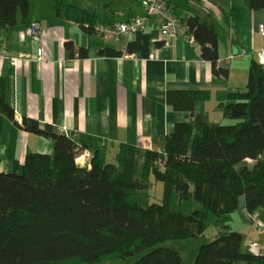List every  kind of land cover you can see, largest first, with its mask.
Listing matches in <instances>:
<instances>
[{
  "label": "trees",
  "instance_id": "1",
  "mask_svg": "<svg viewBox=\"0 0 264 264\" xmlns=\"http://www.w3.org/2000/svg\"><path fill=\"white\" fill-rule=\"evenodd\" d=\"M52 2L57 18L77 22L92 34L99 21L95 11L71 0ZM245 4L251 10L264 8V0ZM29 7L30 0H0V26L15 27L19 15L25 21ZM185 24L201 59L212 64L215 75L228 78V67H217L216 28L195 15ZM149 48L142 31L124 52L105 47L97 54L147 58ZM246 88L231 91L229 102L219 105L231 124L211 123L195 112V103L207 100L209 91L168 90V105L188 112L189 119L175 124L160 149L123 143L112 162L96 149L90 166L76 160L89 149L87 143L51 125L42 127L34 118L19 123L0 98V114L55 144L53 154L28 153L21 172L0 173V264H83L132 256H141L133 264H183L180 252L163 247L165 242L204 237L209 213L231 214L241 197L249 214L264 209V65L258 58L251 61ZM152 175L163 184V196L143 204ZM173 193L200 202L201 208L173 210ZM193 264H264V253L244 250L242 234L229 231L201 245Z\"/></svg>",
  "mask_w": 264,
  "mask_h": 264
},
{
  "label": "crops",
  "instance_id": "2",
  "mask_svg": "<svg viewBox=\"0 0 264 264\" xmlns=\"http://www.w3.org/2000/svg\"><path fill=\"white\" fill-rule=\"evenodd\" d=\"M75 1L97 13L95 26L144 15L145 0ZM170 6L185 30L193 15L216 28L218 65L228 67V78L214 74L196 42L161 36L160 17H151L144 30L150 39L149 57H102L99 49L124 52L133 38L105 40L95 33V26L88 34L77 22L57 18L52 0H30L25 21L19 15L15 27L0 26V98L13 108L19 123L30 117L42 127L48 124L56 132L75 134L88 150L102 149L108 158H114L123 143L160 149L175 124L189 119L188 112L168 105V90L209 91L207 100L195 103V112L211 123H228L219 105L229 102L231 91L246 88L251 61L264 49V8L251 10L245 0H171ZM32 22L41 24L40 42L26 32ZM67 43L73 44L72 50ZM82 51L87 55L81 56ZM54 145L52 139L27 132L0 114V173L21 172L28 153L53 154ZM251 216L264 221L258 210L247 212L241 197L239 208L223 216L226 220L215 235L237 230L244 250L256 242L264 253V232H258Z\"/></svg>",
  "mask_w": 264,
  "mask_h": 264
},
{
  "label": "built area",
  "instance_id": "3",
  "mask_svg": "<svg viewBox=\"0 0 264 264\" xmlns=\"http://www.w3.org/2000/svg\"><path fill=\"white\" fill-rule=\"evenodd\" d=\"M171 0H145L144 3V15L136 16L127 22H114L110 24H98L95 26V33L105 39L111 40L118 37H128L136 38L137 34L144 31L148 20L157 16L160 17L162 21L161 36H182L191 43H195L193 36H188L186 34L185 28L182 26L181 19L175 14L172 7L170 6ZM27 34L35 41L40 42L43 29L40 22H32L27 28ZM260 32L264 34V25L260 26ZM39 57L42 56V51H39ZM5 54L1 53V57ZM257 58L259 62L264 65V49L257 51ZM217 67H220L219 65ZM85 164L82 162L80 164L90 166V160L93 157L92 151L86 149L84 154H82ZM252 221L256 223V227L259 233L264 232V223L256 216H251ZM247 251L252 254L263 253V248L256 242H251L248 245Z\"/></svg>",
  "mask_w": 264,
  "mask_h": 264
},
{
  "label": "rangeland",
  "instance_id": "4",
  "mask_svg": "<svg viewBox=\"0 0 264 264\" xmlns=\"http://www.w3.org/2000/svg\"><path fill=\"white\" fill-rule=\"evenodd\" d=\"M71 2L77 3L75 0H71ZM228 121H229L228 123H224V124L234 123V122H230V120ZM82 154H84V151L80 155L82 156ZM104 154L105 156L103 155L102 157L105 162L115 160V157L113 158V154H112V158L111 157L108 158L105 152ZM80 162L85 164L84 158H82ZM150 181L152 182V186L149 188V190L145 191L146 196L142 197L143 204L160 201V199L163 196V184L158 181H155L153 178V175L150 177ZM138 198L139 196H135V199H138ZM171 208L175 211L189 213L195 209L201 208V203L194 201V200H190V199H186V200L181 199L179 194L173 193L172 198H171ZM258 212L262 216L261 219L264 220V211H258ZM238 215L242 217L241 214L238 213ZM218 218H221V217H217L213 215L212 213H209V216L206 220V231H205L204 237L193 238V239H188V240H169L165 242L162 246L178 250L182 256L183 264H193L199 247L205 243L212 241V239H215L216 237L219 236V235L218 236L215 235L217 233L216 231L219 228V225L223 222V220L224 221L226 220V217H222L223 218L222 220ZM243 218L244 217H242V220ZM261 222L264 223V221L262 220ZM254 225L256 226L255 222H254ZM233 231H237V230H233ZM140 257L141 256H132V257H129L127 259H122V260H111V261L83 263V264H133Z\"/></svg>",
  "mask_w": 264,
  "mask_h": 264
},
{
  "label": "bare ground",
  "instance_id": "5",
  "mask_svg": "<svg viewBox=\"0 0 264 264\" xmlns=\"http://www.w3.org/2000/svg\"><path fill=\"white\" fill-rule=\"evenodd\" d=\"M82 158H83V156H81V155H80V156H78V157H77V159H76V160H77V162H78V163H81L80 161L82 160Z\"/></svg>",
  "mask_w": 264,
  "mask_h": 264
},
{
  "label": "water",
  "instance_id": "6",
  "mask_svg": "<svg viewBox=\"0 0 264 264\" xmlns=\"http://www.w3.org/2000/svg\"><path fill=\"white\" fill-rule=\"evenodd\" d=\"M248 91V89L247 88H245L244 90H243V92H247Z\"/></svg>",
  "mask_w": 264,
  "mask_h": 264
}]
</instances>
